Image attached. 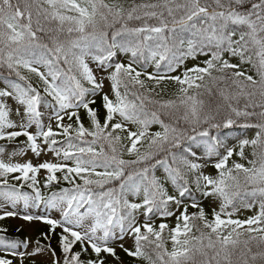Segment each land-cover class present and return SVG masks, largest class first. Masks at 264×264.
I'll list each match as a JSON object with an SVG mask.
<instances>
[{
  "label": "snow or ice",
  "instance_id": "1",
  "mask_svg": "<svg viewBox=\"0 0 264 264\" xmlns=\"http://www.w3.org/2000/svg\"><path fill=\"white\" fill-rule=\"evenodd\" d=\"M0 189V264H264V0H0Z\"/></svg>",
  "mask_w": 264,
  "mask_h": 264
},
{
  "label": "rangeland",
  "instance_id": "2",
  "mask_svg": "<svg viewBox=\"0 0 264 264\" xmlns=\"http://www.w3.org/2000/svg\"><path fill=\"white\" fill-rule=\"evenodd\" d=\"M205 206L208 207L206 202H205ZM17 210L21 211V212L30 211V212H33V213H37V212L43 213L44 212V208H43L42 205L39 208L33 207V208H30V209H25L23 207V202H20V204L17 206ZM252 214H253L252 211H249V210H246V209H241L240 212L238 213V218L245 219L247 216L252 215ZM6 220L10 223L11 226H13L15 228L22 229V232L26 235V240L31 242L29 244V248H28V250L31 251L32 248L35 247V245L32 242V237L35 235L37 229L40 228L43 225H40L38 222H32V224L29 225L28 222L22 221L18 217L17 218H8ZM169 222L170 223H174V221H171V220ZM18 247H19V250H21V251L24 250L22 244H18ZM41 259H47V257L45 256V257H42ZM28 262L29 261L26 258V263H28Z\"/></svg>",
  "mask_w": 264,
  "mask_h": 264
},
{
  "label": "trees",
  "instance_id": "3",
  "mask_svg": "<svg viewBox=\"0 0 264 264\" xmlns=\"http://www.w3.org/2000/svg\"><path fill=\"white\" fill-rule=\"evenodd\" d=\"M169 91H171V88H169ZM154 130H155V126H154ZM11 182L12 183H15V181H11ZM66 186L67 185H65L63 183L61 185H58V186L57 185H53L52 188H51V191H59V188L60 187H66ZM0 191H2V189H0ZM24 191H28V189L25 188ZM206 210L207 211H211L208 207H206ZM0 227L7 228V233H0V235H6V237H7V239L9 241H13V242L20 243V242L26 240L25 234L21 230L18 231L17 228H14V227L10 226V224L6 220L0 221ZM43 231H45L44 226H42V227H40V228L37 229L36 234L33 237V243H34V245H35V241L40 237V234ZM52 244H53V247H55V241H53ZM167 247L169 249H171V243L170 242L167 244ZM120 255H121L122 259L124 260V264H129V261H130L131 258L126 257L124 255V253H120ZM26 264H29V262L26 263ZM136 264H143V262L142 261L136 262Z\"/></svg>",
  "mask_w": 264,
  "mask_h": 264
}]
</instances>
